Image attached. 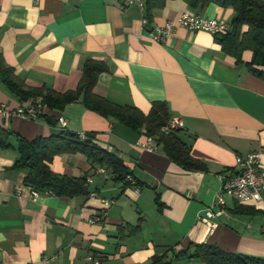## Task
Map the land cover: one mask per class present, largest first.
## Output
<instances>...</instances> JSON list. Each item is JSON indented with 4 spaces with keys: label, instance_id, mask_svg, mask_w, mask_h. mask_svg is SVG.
Listing matches in <instances>:
<instances>
[{
    "label": "crops",
    "instance_id": "0c3cea01",
    "mask_svg": "<svg viewBox=\"0 0 264 264\" xmlns=\"http://www.w3.org/2000/svg\"><path fill=\"white\" fill-rule=\"evenodd\" d=\"M154 5L149 22L145 8L121 0H0V56L26 89L74 90L83 62H101L107 71L98 76L94 94L145 115L154 102L165 103L169 116L183 124L179 136L191 156L207 168L186 171L159 146L154 153L142 151L137 143L146 140L143 130L100 116L81 102L62 110L43 107L36 119L0 112L12 145L15 136L30 141L63 130L94 133V143L118 156L141 184L106 179L82 154H62L50 169L86 176L96 197L40 193L34 198L24 184L26 172L13 169L16 151L0 148V264H94L88 256L99 264H150L155 255L172 257L196 244L264 259V192L260 202L226 198L223 213L210 219L211 228L200 219L220 188L219 177L237 169L236 156L260 152L264 172V79L249 71L250 51L237 63L210 33L177 28L165 43L151 38L156 26L186 11L229 23L231 7H192L188 0ZM31 105L0 80V106L15 112ZM100 199L113 204L104 210ZM240 208L252 213H238ZM102 212L101 222L89 224ZM194 262L202 264H178Z\"/></svg>",
    "mask_w": 264,
    "mask_h": 264
},
{
    "label": "trees",
    "instance_id": "16d2710c",
    "mask_svg": "<svg viewBox=\"0 0 264 264\" xmlns=\"http://www.w3.org/2000/svg\"><path fill=\"white\" fill-rule=\"evenodd\" d=\"M157 0H146L145 18L152 19L151 11ZM192 7L214 3L221 7H231L233 15L224 34L214 35L222 51L242 62V53L250 51L252 58L246 65L255 76L264 79V1L263 0H188ZM107 69L101 62L87 59L81 67V78L76 89L58 93L46 88L26 89L16 78L13 69L5 66L0 56V80L10 93L21 102L30 101L48 110H62L75 102L105 118H114L132 130H143L144 134L156 140L162 152L186 171H205L206 165L190 154V145L179 134L181 129L165 133L161 128L171 118L166 104L154 102L148 114L130 106L112 104L94 94L98 76ZM12 133L0 126V148H13L17 153L13 169L24 170V184L32 191L50 193L57 197L74 198L88 196L86 176L68 177L54 173L50 163L55 156L62 154H82L92 165L103 166L114 175L115 181L131 185L126 179L131 175L123 161L115 154L94 143L95 134H76L67 130L48 137L25 140L15 136L16 145L9 142ZM139 182L134 186L140 187ZM158 210L161 205L155 199ZM238 213H252L248 208H240ZM183 260H194L202 264H264V259L227 253L213 244H196L192 250L176 252L172 257L165 252L152 257L150 264H178ZM176 262V263H174Z\"/></svg>",
    "mask_w": 264,
    "mask_h": 264
},
{
    "label": "built area",
    "instance_id": "2783aa9c",
    "mask_svg": "<svg viewBox=\"0 0 264 264\" xmlns=\"http://www.w3.org/2000/svg\"><path fill=\"white\" fill-rule=\"evenodd\" d=\"M31 1L36 3L39 0ZM121 2L125 5H136L140 9H144L146 5V0H121ZM177 28H182L190 32L203 31L216 35L226 33L229 26L224 20L208 19L186 11L175 21H167L162 26H156L151 31V38L160 44L165 43ZM42 109L43 107L39 104H34L27 109H18L15 112H10L7 111L4 106H0V112L6 117L17 116L24 119H36ZM59 122L62 127H65L66 121L64 119L59 118ZM182 127L183 124L179 118L171 117L161 128V131L169 133L177 129H182ZM81 137L83 138V134H81ZM137 146L147 153H154L158 149L156 140L148 136H146L144 142L137 143ZM235 166L237 169L234 173H231L227 177H219L220 188L215 194V198L210 207L207 208L204 216L200 218L201 221L210 228L212 227L210 219L220 216L223 213L226 198L241 204L260 202L262 200V193L264 192V172L260 169V152L249 153L245 156H236ZM96 173L102 175L106 179L114 177L113 173L103 166H98L96 168ZM126 180L134 186L135 181L131 176H127ZM39 194V192L32 191V196L34 198L38 197ZM46 194L50 193L46 192ZM89 196L96 197V194L91 192ZM100 202L104 210L113 204L112 200L107 199H100ZM105 216L106 212H102L100 216H96L88 222L89 224L99 223ZM86 260L94 264H99V260H95L90 256H88Z\"/></svg>",
    "mask_w": 264,
    "mask_h": 264
},
{
    "label": "water",
    "instance_id": "95a60500",
    "mask_svg": "<svg viewBox=\"0 0 264 264\" xmlns=\"http://www.w3.org/2000/svg\"><path fill=\"white\" fill-rule=\"evenodd\" d=\"M48 121L50 122V123H54V120H52V119H48Z\"/></svg>",
    "mask_w": 264,
    "mask_h": 264
},
{
    "label": "rangeland",
    "instance_id": "374dc122",
    "mask_svg": "<svg viewBox=\"0 0 264 264\" xmlns=\"http://www.w3.org/2000/svg\"><path fill=\"white\" fill-rule=\"evenodd\" d=\"M193 264H196L195 262Z\"/></svg>",
    "mask_w": 264,
    "mask_h": 264
}]
</instances>
